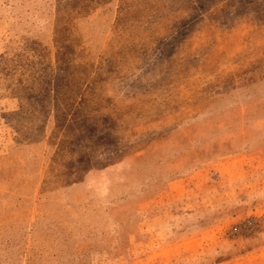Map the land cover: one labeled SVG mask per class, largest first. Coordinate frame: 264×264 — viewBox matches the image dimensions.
I'll return each instance as SVG.
<instances>
[{"label": "rangeland", "instance_id": "1", "mask_svg": "<svg viewBox=\"0 0 264 264\" xmlns=\"http://www.w3.org/2000/svg\"><path fill=\"white\" fill-rule=\"evenodd\" d=\"M0 264H264V0H0Z\"/></svg>", "mask_w": 264, "mask_h": 264}]
</instances>
